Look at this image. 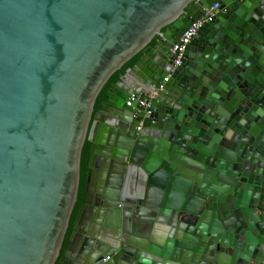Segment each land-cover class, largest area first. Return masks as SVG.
Masks as SVG:
<instances>
[{"label":"water","instance_id":"95a60500","mask_svg":"<svg viewBox=\"0 0 264 264\" xmlns=\"http://www.w3.org/2000/svg\"><path fill=\"white\" fill-rule=\"evenodd\" d=\"M0 264H264V4L0 0Z\"/></svg>","mask_w":264,"mask_h":264},{"label":"built area","instance_id":"2783aa9c","mask_svg":"<svg viewBox=\"0 0 264 264\" xmlns=\"http://www.w3.org/2000/svg\"><path fill=\"white\" fill-rule=\"evenodd\" d=\"M260 1L264 4V0ZM218 7V5H214L212 8L204 12L198 20L192 22L181 34V36L171 49L172 54L175 56L173 61V67H178L180 65L185 47L193 40V38L198 34L202 27L212 22ZM168 78L169 77L164 78L161 85H159V87L153 90L152 92L131 96L129 98V101L127 102V105H130V102L136 100L140 107L148 109L150 106V101L153 100L163 89V84L168 81ZM149 114L150 112L147 113V115Z\"/></svg>","mask_w":264,"mask_h":264},{"label":"trees","instance_id":"16d2710c","mask_svg":"<svg viewBox=\"0 0 264 264\" xmlns=\"http://www.w3.org/2000/svg\"><path fill=\"white\" fill-rule=\"evenodd\" d=\"M166 29H163L162 31H165ZM157 40V37L154 38L151 42V45H154L155 41ZM141 53H139L138 55L134 56L130 61H128L126 64H124L122 66V68L117 71L116 73H114L112 75V77L109 79V81L107 82V84L103 87V89L101 90L100 94L97 97L95 106H94V112H97L100 110V105L101 103L107 99L106 97V92L109 88V86L112 83H115L118 81L119 77L121 75H123L127 69H129L130 67H132L140 58ZM89 149H90V143L89 142H85L84 147L82 149V154H81V164H80V186H79V192H78V199H77V203L74 207L73 213L71 215V219H70V227L67 233L66 238L68 237L69 233L71 232V226L72 223L75 219V216L80 208V206L82 205L83 201H84V197H85V193H84V188H85V177H86V171H87V163H88V159H89Z\"/></svg>","mask_w":264,"mask_h":264}]
</instances>
